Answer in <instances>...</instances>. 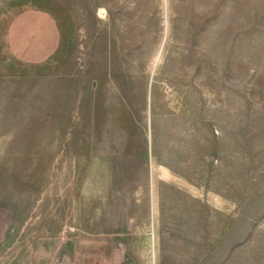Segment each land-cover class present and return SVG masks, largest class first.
<instances>
[{"label":"rangeland","instance_id":"374dc122","mask_svg":"<svg viewBox=\"0 0 264 264\" xmlns=\"http://www.w3.org/2000/svg\"><path fill=\"white\" fill-rule=\"evenodd\" d=\"M0 264H264V0H0Z\"/></svg>","mask_w":264,"mask_h":264},{"label":"crops","instance_id":"0c3cea01","mask_svg":"<svg viewBox=\"0 0 264 264\" xmlns=\"http://www.w3.org/2000/svg\"><path fill=\"white\" fill-rule=\"evenodd\" d=\"M27 14H42V15H47L49 16L54 22H55V25H56V30H57V33H58V40H57V43H56V46L58 45V42L60 43L61 42V32L58 28V22L57 20L55 19L54 16H52L50 13H47L46 11H40V10H28L26 11L25 13L23 14H18V16H16L12 23H11V26L10 28L12 27L15 31V33L19 34V37L22 36L20 39H14V40H11L9 39L10 37V28L7 32V35H6V47L9 51V54L14 58V59H17L20 61V63H24V64H31V63H37V62H42L44 60L47 59V57H49V55L53 52V50L45 57L41 58V59H31V58H27L26 57V54L25 53V45H32L35 43L36 39H37V34L35 33V31H30V27H29V23H28V26L26 27L25 25V15ZM15 21V23L13 24V22ZM26 29V30H25ZM25 31H29L26 36H25ZM25 37V39H24ZM26 43V44H25ZM18 48V49H14V48ZM24 50H23V49ZM119 230H122L119 226L115 225L114 226V233L118 232L119 233Z\"/></svg>","mask_w":264,"mask_h":264},{"label":"bare ground","instance_id":"6f19581e","mask_svg":"<svg viewBox=\"0 0 264 264\" xmlns=\"http://www.w3.org/2000/svg\"><path fill=\"white\" fill-rule=\"evenodd\" d=\"M98 18L105 21L107 19V11L104 9H100L98 12Z\"/></svg>","mask_w":264,"mask_h":264}]
</instances>
